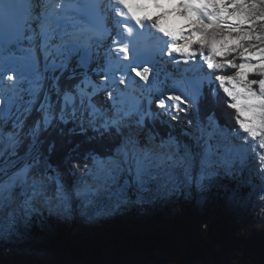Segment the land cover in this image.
<instances>
[{"label": "snow or ice", "instance_id": "6c2138e0", "mask_svg": "<svg viewBox=\"0 0 264 264\" xmlns=\"http://www.w3.org/2000/svg\"><path fill=\"white\" fill-rule=\"evenodd\" d=\"M159 2L0 0V253L10 257L0 264H231L67 257L155 251L212 205L229 216L251 207L264 219V120L247 126L228 83L260 61L237 49L213 67L207 47L212 30L228 23L219 5L227 15L243 13L241 30L260 39L242 44L260 49L264 0H180L198 22L181 36L204 38L188 58L170 52L173 41L154 26L158 17L137 18ZM261 75L254 69L247 79L264 99ZM212 104L230 110V122ZM157 123L170 131L155 132ZM77 132L89 142L83 169L62 154L66 135ZM136 208L142 217L162 215L102 227ZM199 225L206 247L210 223Z\"/></svg>", "mask_w": 264, "mask_h": 264}, {"label": "trees", "instance_id": "16d2710c", "mask_svg": "<svg viewBox=\"0 0 264 264\" xmlns=\"http://www.w3.org/2000/svg\"><path fill=\"white\" fill-rule=\"evenodd\" d=\"M212 107L222 109L219 104H212ZM225 114L218 112L222 122H230L231 112L225 110ZM160 135L166 134L170 129L166 125L157 123L153 129ZM179 135L180 129L173 130ZM65 145L62 149V154L67 158L71 153L73 165L80 160L78 167L83 169L84 160L83 154L85 153L88 140L87 137L82 136L79 132L68 133L65 137ZM81 145L79 153L71 152L75 146ZM66 166V165H65ZM160 211L155 212L153 217H142L140 209H132L127 216L117 218L109 223L102 225L104 229H110L125 224L143 223L149 219H156L160 217ZM190 228L186 229L177 239L165 242L161 247L155 251L144 250L141 251L149 256L157 253L164 252L171 259L176 258L182 261L189 260H211L221 258L224 261H231V264H238L237 259L241 258L244 264H264L261 256V240L262 233H264V219H262L257 209L249 207L239 214L229 216L225 209L220 205L210 206L203 214L199 216L189 217ZM210 223L209 239L204 242L206 247L200 246L199 225L201 222ZM76 230H82V226L77 223ZM205 233L207 230H204ZM235 232L239 240H234L231 235ZM103 251L94 252H74L70 253L67 258L74 260H93L101 261ZM0 259H10L8 254L0 253Z\"/></svg>", "mask_w": 264, "mask_h": 264}, {"label": "clouds", "instance_id": "9594fccd", "mask_svg": "<svg viewBox=\"0 0 264 264\" xmlns=\"http://www.w3.org/2000/svg\"><path fill=\"white\" fill-rule=\"evenodd\" d=\"M179 3L180 0H160L159 4L154 6L152 11L148 13H136V15L138 19L145 15L149 20L153 17H158L154 26L173 41L169 45L170 52L178 57L188 58L193 55V44L203 45L204 38L196 32H193L190 37L181 36V29L185 25L188 26L184 28V31L187 32L190 29L196 28L198 22H196L194 14L187 8L178 7ZM217 8L219 9L221 20H226L228 23L223 30H212V35L207 41V47L210 49L208 55L210 66H220V61L217 60V57H227L237 49H242L239 52L240 57L260 61L251 66H242L237 77L238 82L228 81L231 96L236 102L235 106L243 114L247 126L255 129L259 126V122L264 120V99H260L254 94L260 90L261 86L255 81H249L247 74L254 69L258 73H264V60L260 59V54H264V42L261 43L260 49L255 51L244 47L242 41L253 38L260 39V37L250 36L248 32L241 30L240 26L245 23L242 12L240 14L227 15V9L220 8L219 5H217ZM201 27H204L205 32L208 31L206 26L201 25ZM257 31L261 33V36H264V27L259 28ZM261 80H264V75H261ZM224 82L223 80L221 81V83ZM253 84H256L255 88H253ZM258 163L264 164V161H258Z\"/></svg>", "mask_w": 264, "mask_h": 264}, {"label": "rangeland", "instance_id": "374dc122", "mask_svg": "<svg viewBox=\"0 0 264 264\" xmlns=\"http://www.w3.org/2000/svg\"><path fill=\"white\" fill-rule=\"evenodd\" d=\"M224 57H217V60H221ZM216 108V106L214 107ZM218 112H221L225 114V108L222 107L216 108ZM230 111V110H229ZM179 129V128H178ZM76 165V163L74 164ZM77 209L79 210L80 205H76ZM77 229V226H75V230ZM5 254H8L7 252H3ZM140 260V259H152V260H158V261H166L168 259H171L167 254L165 255L164 252H157L151 256L144 254L142 252L139 253H131L125 250H104L101 255V261H122V260Z\"/></svg>", "mask_w": 264, "mask_h": 264}]
</instances>
